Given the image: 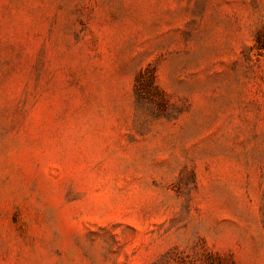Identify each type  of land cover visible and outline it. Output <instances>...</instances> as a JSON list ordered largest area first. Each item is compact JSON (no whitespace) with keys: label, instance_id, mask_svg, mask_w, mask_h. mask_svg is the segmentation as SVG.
I'll list each match as a JSON object with an SVG mask.
<instances>
[{"label":"rangeland","instance_id":"obj_1","mask_svg":"<svg viewBox=\"0 0 264 264\" xmlns=\"http://www.w3.org/2000/svg\"><path fill=\"white\" fill-rule=\"evenodd\" d=\"M0 264H264V0H0Z\"/></svg>","mask_w":264,"mask_h":264}]
</instances>
